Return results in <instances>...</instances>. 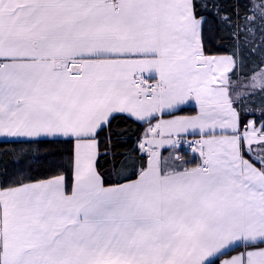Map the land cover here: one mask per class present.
I'll return each instance as SVG.
<instances>
[{"label": "snow or ice", "instance_id": "6c2138e0", "mask_svg": "<svg viewBox=\"0 0 264 264\" xmlns=\"http://www.w3.org/2000/svg\"><path fill=\"white\" fill-rule=\"evenodd\" d=\"M0 145V264H264V0H0Z\"/></svg>", "mask_w": 264, "mask_h": 264}, {"label": "trees", "instance_id": "16d2710c", "mask_svg": "<svg viewBox=\"0 0 264 264\" xmlns=\"http://www.w3.org/2000/svg\"><path fill=\"white\" fill-rule=\"evenodd\" d=\"M212 50L213 51H216L215 48H213ZM258 63H259L258 58L257 57H253L252 60L249 62V68L246 69V71H251V69L252 68H255ZM256 77H257V79L259 78V72H257ZM133 127H135V126L133 125ZM13 147H19V146H14V145H0V149H4V148L11 149ZM122 150H126V149H122ZM101 163L105 165L104 170L106 172L110 170V165H107V163L105 161L102 160ZM112 179H115V177H112Z\"/></svg>", "mask_w": 264, "mask_h": 264}, {"label": "crops", "instance_id": "0c3cea01", "mask_svg": "<svg viewBox=\"0 0 264 264\" xmlns=\"http://www.w3.org/2000/svg\"><path fill=\"white\" fill-rule=\"evenodd\" d=\"M223 67H224L225 71H227V69L231 67V61L230 60H225L223 62ZM225 99H226V95H225ZM207 251H208V249L200 247V248L196 249L195 254H196V256L199 257V256H202L204 254H207Z\"/></svg>", "mask_w": 264, "mask_h": 264}]
</instances>
